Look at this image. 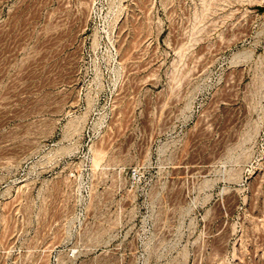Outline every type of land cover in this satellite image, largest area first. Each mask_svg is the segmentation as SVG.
I'll use <instances>...</instances> for the list:
<instances>
[{
  "label": "rangeland",
  "instance_id": "rangeland-1",
  "mask_svg": "<svg viewBox=\"0 0 264 264\" xmlns=\"http://www.w3.org/2000/svg\"><path fill=\"white\" fill-rule=\"evenodd\" d=\"M0 264H264V0H0Z\"/></svg>",
  "mask_w": 264,
  "mask_h": 264
},
{
  "label": "bare ground",
  "instance_id": "bare-ground-1",
  "mask_svg": "<svg viewBox=\"0 0 264 264\" xmlns=\"http://www.w3.org/2000/svg\"><path fill=\"white\" fill-rule=\"evenodd\" d=\"M137 55H138V54H137ZM138 56H139V55H138ZM138 56H137V57H138ZM135 57H136V56H135ZM139 58H140V57H139ZM139 58H138V59H139Z\"/></svg>",
  "mask_w": 264,
  "mask_h": 264
}]
</instances>
